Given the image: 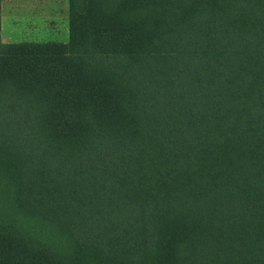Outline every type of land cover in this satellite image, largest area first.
Masks as SVG:
<instances>
[{
  "label": "trees",
  "instance_id": "obj_1",
  "mask_svg": "<svg viewBox=\"0 0 264 264\" xmlns=\"http://www.w3.org/2000/svg\"><path fill=\"white\" fill-rule=\"evenodd\" d=\"M68 27L0 37V264H264V0Z\"/></svg>",
  "mask_w": 264,
  "mask_h": 264
},
{
  "label": "rangeland",
  "instance_id": "obj_2",
  "mask_svg": "<svg viewBox=\"0 0 264 264\" xmlns=\"http://www.w3.org/2000/svg\"><path fill=\"white\" fill-rule=\"evenodd\" d=\"M10 10L11 14L6 15L5 9L1 16V41L68 40V0H48L42 5L32 4Z\"/></svg>",
  "mask_w": 264,
  "mask_h": 264
},
{
  "label": "crops",
  "instance_id": "obj_3",
  "mask_svg": "<svg viewBox=\"0 0 264 264\" xmlns=\"http://www.w3.org/2000/svg\"><path fill=\"white\" fill-rule=\"evenodd\" d=\"M46 1L48 0H1L0 23H1V16L5 9L6 11L4 13L6 15H9V13L10 14L12 13L10 8L32 6V4L38 6V5H42ZM52 1H58V0H52Z\"/></svg>",
  "mask_w": 264,
  "mask_h": 264
}]
</instances>
